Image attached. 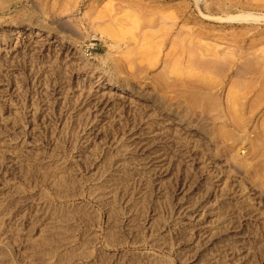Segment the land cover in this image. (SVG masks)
<instances>
[{
	"label": "rangeland",
	"instance_id": "rangeland-1",
	"mask_svg": "<svg viewBox=\"0 0 264 264\" xmlns=\"http://www.w3.org/2000/svg\"><path fill=\"white\" fill-rule=\"evenodd\" d=\"M0 264H264V0H0Z\"/></svg>",
	"mask_w": 264,
	"mask_h": 264
}]
</instances>
